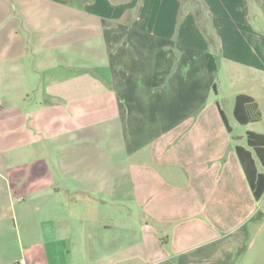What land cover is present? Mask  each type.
Masks as SVG:
<instances>
[{"label":"crops","instance_id":"1","mask_svg":"<svg viewBox=\"0 0 264 264\" xmlns=\"http://www.w3.org/2000/svg\"><path fill=\"white\" fill-rule=\"evenodd\" d=\"M220 72L264 115V0H0V264H248Z\"/></svg>","mask_w":264,"mask_h":264},{"label":"rangeland","instance_id":"2","mask_svg":"<svg viewBox=\"0 0 264 264\" xmlns=\"http://www.w3.org/2000/svg\"><path fill=\"white\" fill-rule=\"evenodd\" d=\"M90 55V54H89ZM93 55V54H92ZM57 56V64L58 63H63L62 61H66V58H69V55L67 54H56ZM76 60L82 61L81 60V55L80 54H73L72 55ZM91 57V55H90ZM87 57L83 58L86 59ZM62 60V61H59ZM95 61V60H94ZM84 64V63H82ZM81 64V65H82ZM218 74V89H219V94L216 95L214 92H212V97H211V103H216L218 102L222 109L226 112L227 116L230 119L231 125L234 127V135L239 137L240 135H244L247 130L251 129L254 132H257L259 134H264V118L262 119L261 122L250 125L248 127H245L243 125H239L237 120L234 118L233 115V109L235 106V102L232 98V91L229 88V85L226 83L225 78L223 74ZM242 85V84H241ZM237 85L238 90H244L246 89L245 86ZM258 97L261 99V104L264 107V89L258 91ZM35 103V102H34ZM262 111V109H261ZM263 113V112H262ZM264 116V115H263ZM107 161V160H106ZM260 168L262 169V166L260 164ZM0 173L6 175L3 171V166H0ZM93 203L97 204L98 206H103L107 209H112L113 206L111 205H105L104 203H113V198H105L106 200H110V202H103L102 200H98L96 197H90L89 198ZM101 199V198H100ZM81 200V197H78V201ZM257 213V212H256ZM255 213V214H256ZM258 221H254V223H250V226H252L251 229V238L248 244V254L249 256H254L253 258L249 257V263L248 264H264V206L263 209L261 210V213H259V218H257ZM6 237L8 238L9 241H13L11 245H4L3 247H7V249L10 250L11 253L14 250V252L18 248L17 242H15V239L12 238V234L10 233V229L7 231ZM1 247V246H0ZM253 259V260H252ZM256 259V260H255ZM255 260V261H254ZM10 264L12 263L11 260ZM141 261H137L136 263L133 264H139ZM129 262L127 264H130ZM3 264H7L6 260L3 258ZM79 264H85V262H80Z\"/></svg>","mask_w":264,"mask_h":264},{"label":"trees","instance_id":"3","mask_svg":"<svg viewBox=\"0 0 264 264\" xmlns=\"http://www.w3.org/2000/svg\"><path fill=\"white\" fill-rule=\"evenodd\" d=\"M222 117L228 131L231 133L224 113L221 111ZM234 115L240 125H248L262 121L263 114L259 103L251 96L241 94L236 97ZM247 146L237 147L239 160L244 168L246 177L257 201L264 197V173H259L256 167V160L264 168V134L249 132L247 134Z\"/></svg>","mask_w":264,"mask_h":264}]
</instances>
